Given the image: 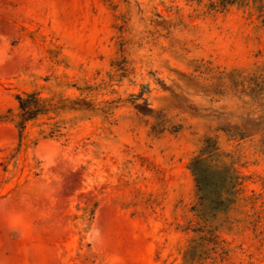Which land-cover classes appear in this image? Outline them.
<instances>
[{
    "label": "rangeland",
    "instance_id": "rangeland-1",
    "mask_svg": "<svg viewBox=\"0 0 264 264\" xmlns=\"http://www.w3.org/2000/svg\"><path fill=\"white\" fill-rule=\"evenodd\" d=\"M0 264H264V0H0Z\"/></svg>",
    "mask_w": 264,
    "mask_h": 264
},
{
    "label": "trees",
    "instance_id": "trees-1",
    "mask_svg": "<svg viewBox=\"0 0 264 264\" xmlns=\"http://www.w3.org/2000/svg\"><path fill=\"white\" fill-rule=\"evenodd\" d=\"M17 100L19 103V107L22 110V114L25 118H30L34 115V113L39 110L40 100L36 97L35 93L27 94L26 97L17 96ZM216 153L215 150H207L205 156H198L191 161V170L195 175V180L197 182V190L199 192H204L207 187V181L205 178V170L203 162L206 161L208 155H214Z\"/></svg>",
    "mask_w": 264,
    "mask_h": 264
}]
</instances>
